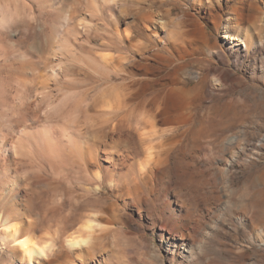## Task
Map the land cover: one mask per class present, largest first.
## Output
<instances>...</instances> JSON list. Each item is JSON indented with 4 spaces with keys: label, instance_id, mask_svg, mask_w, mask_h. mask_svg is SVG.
I'll return each mask as SVG.
<instances>
[{
    "label": "rangeland",
    "instance_id": "rangeland-1",
    "mask_svg": "<svg viewBox=\"0 0 264 264\" xmlns=\"http://www.w3.org/2000/svg\"><path fill=\"white\" fill-rule=\"evenodd\" d=\"M49 2L56 5V0H0V130L8 133L9 139L15 140L18 130L15 134L9 132L10 119H19L25 110L11 107V87L21 74L19 66L35 59L37 47L46 42L52 44L42 71L49 73L50 67L63 64L67 73L52 86L53 97L75 91L83 82L97 84L94 78L76 72L93 73L89 58L119 52L118 55L129 57L125 81L132 84V94L125 100L128 107L121 114L131 110L128 119L136 124L139 113L158 104L159 108L177 112V120L156 123L159 130L172 129L175 136L167 148L173 156L159 166L158 179L154 180L156 189L153 187L151 192L154 193L148 202L128 203L123 209H119L122 198L106 179L104 170L109 162L104 155H99L91 171L94 174L97 170L100 176L86 182L64 176L69 171L65 167L71 165L70 158H57L50 165L41 155H24L23 159L0 150V188L11 174H6L8 167L17 169L19 178L26 176L19 179L20 186L14 187V201L24 203L36 238L51 244V248L69 250L68 240L80 234L78 230L84 228L88 219L86 214L96 213L88 201L97 198L104 201V206L113 203L114 209L108 208L107 213L113 211L118 216L105 223L92 215V224H108L112 231L101 241L103 250L92 258L81 256V260H86L83 264H103L102 259L106 264H264V236L258 238V231L250 225L253 211L254 218L262 217L264 224V0H119L110 6L104 0H82L78 12L60 14L46 12L44 7ZM95 4L101 7L93 10ZM29 5L32 8L28 9ZM145 12L149 15L147 20L141 19ZM159 18L163 24L156 21ZM224 31L243 39L240 51L235 50L236 46L230 47ZM112 41L124 47L121 45L119 50L107 45ZM130 41H142L147 45L146 51H130ZM59 44L66 46L62 48L65 51L69 47L74 50L69 48L62 53ZM121 81V74L113 71L109 82ZM155 93L159 102L152 104ZM36 96L30 92L32 108L34 97L35 102L38 100ZM45 104L40 103L41 113ZM53 105V110L51 107L46 111L60 110L61 105ZM89 139L95 140L91 136ZM160 139L157 140L163 145L167 136ZM182 162L188 165L181 168ZM149 183L147 189L153 184ZM94 184L101 185L99 192L92 189ZM9 194H5L2 203H8ZM164 201L178 214L188 208L194 223L200 225L194 246L174 245L168 238L161 227L170 214V209L162 212ZM46 206L54 207L45 210ZM53 208L59 211L55 217L51 216ZM0 211L5 215V211ZM18 214L20 222L27 217L23 211ZM17 219L14 223L19 222ZM0 222L3 228V221ZM4 246L0 239V264H10L3 257ZM73 256V263L81 264Z\"/></svg>",
    "mask_w": 264,
    "mask_h": 264
},
{
    "label": "bare ground",
    "instance_id": "bare-ground-1",
    "mask_svg": "<svg viewBox=\"0 0 264 264\" xmlns=\"http://www.w3.org/2000/svg\"><path fill=\"white\" fill-rule=\"evenodd\" d=\"M81 2L82 0H56V5L50 4L49 2V4L47 3L46 7L44 8L46 9V12L54 11V13L58 12V14L65 12L75 13L82 8ZM118 2L119 0H104V4H107V6H110L113 3L117 4ZM99 6L95 4L92 8L93 10H96L99 9ZM7 7L8 6H6V8ZM23 7L25 8L26 6L23 5ZM30 8L32 7L29 5L28 9ZM41 9L38 10L41 12ZM45 9H43L42 11H44ZM148 18L149 15L146 12L141 17V19L143 20H147ZM156 21L160 24H163L162 22H164L161 18L157 19ZM152 34L155 35L153 31ZM125 36H128V32ZM223 37L229 40V45L231 48L234 46L237 47V49L235 48L236 51L240 49V43L244 42L240 36L227 31H224ZM130 42L131 43H129L128 45V49L130 51L138 53L146 51L145 49L147 48V45L142 41ZM49 45L47 44V42L46 44L39 45L36 49L37 53H34L36 55L35 59L29 61L26 60V62L24 61V63L21 62V66L18 65L21 69V74L18 77L16 76L17 79L15 81V85L11 87L13 92L11 99L14 102L11 107L15 109L23 107L25 108V110L20 113L21 115L19 114V119H10V124L8 125L9 132H13L11 134H15L14 131H16V128H18L17 138L15 140L13 138L9 139L7 137L8 133L5 134L2 130H0V150H4L6 155L13 156L20 155L23 157L24 155H41L45 159V162L47 161L48 164L50 163V165H52V162L57 158H70L71 165L69 167H65L68 168L69 171H67L64 176H70V178L71 176H74L73 178H77V180L81 178L82 181L86 182H91L96 177L100 176V173L97 170L94 174L91 171L94 169V163L98 159L99 155H102V157L104 155L106 156L105 161L109 162L108 166H105L104 170L107 174L106 179L110 183L112 190H115L116 195L122 198V205H120L119 209H123L128 203L140 205L148 202L151 194L154 193L151 192L156 189L154 187V180L156 178L158 179L159 166L163 165L173 156L170 155V153H168L167 151L168 146H171L173 144L172 141L173 137L175 136L174 134H172L173 130L170 129L168 131H161L157 128L156 123H164L167 120L176 121L177 112L162 107L159 108L160 105L158 106V104L155 106V108L150 106L148 109H144L143 112L139 113V121L136 124H131L128 119L131 115V110L130 112L128 110L125 111V113L121 114L124 110V107H128L125 100L127 98H130L132 94V84L128 83V81H125L128 75L126 71V64L129 61V57L127 55L125 56L124 54L121 55V53L120 55H118L119 52L117 54H115V52H112L111 54H103L99 57L94 56L89 58L91 67L93 66V73H88L85 70H78L76 72H79V74L83 75V77H90V79L94 78L93 81L97 84L94 85L88 82H83L82 85L76 87L77 89L75 91L70 90V93L68 92V94H64L65 92L63 94L57 93L58 95L56 97H53L54 95L52 96V92L55 89L52 88V86L55 85V81H59L60 83L61 77H65L67 73L63 64L56 66V68H54L55 66L53 68L50 67V70H48L49 73L46 72V69L45 72L42 71V69L45 67L46 58L50 57L48 52L50 50ZM59 45L61 48H57H60V50L66 47L61 46V44ZM107 45L113 46L114 48L118 47V49L121 50L120 48L122 44L120 45L117 41H112ZM56 46H58V44ZM52 48L53 45L51 46V49ZM69 48L71 49L72 47ZM58 49H56L55 51H57ZM68 49L66 51H68ZM108 49H111V47ZM26 50L28 51V49ZM82 50L87 51L86 49ZM34 51L35 50L33 49V52ZM61 51L62 53L66 52L65 49H62ZM72 51L69 52V54H71V57L73 54ZM58 52L59 51H57L56 54ZM88 52H91V50L89 49ZM52 54L56 57L55 53ZM60 54L61 52L59 53V55ZM61 55L59 57H61ZM29 57L31 58V55H29ZM153 58L155 59V57ZM134 60L136 59L134 58ZM113 71H118L121 74V78L123 81L116 84L110 83L109 81L112 79ZM68 82L70 83V81ZM67 91L69 90H66V92ZM30 92H34L38 96V98H36L38 99L37 102H35L34 97L35 107L33 108L31 107L33 106L31 104V100H29ZM157 97L158 96L156 93L152 96V104H156L159 102ZM42 102H46V104L44 105V108L46 109H43V112L41 113L40 111L43 108V106H41ZM53 103L57 104V106L61 105L60 110L56 113H51L49 111V113L46 110H50L51 107V110H53ZM103 106L105 107L103 108ZM18 112L19 111L15 113H17L18 115ZM63 124H65V126H63ZM11 134L10 136H12ZM165 135L167 136L168 141L164 140L165 143L163 145L166 146H163L160 144V137H163ZM89 136H91L92 138L94 137L95 140L89 141ZM158 138L160 139V143L157 140ZM158 147L160 148L158 149ZM108 148L112 149L110 150ZM23 161L18 162L20 164L24 163ZM187 165L188 162H182L180 167L184 168ZM97 166L99 167V164ZM6 169V174H11L8 176L3 189L2 187L0 188L2 189L0 190V209L5 211V215L3 212L0 213V221H3L1 224L3 225V228L0 227V239L3 240L4 244H6V247L4 246L5 252L3 256L6 258V261H9L10 264H75L73 263L72 259L73 255V257L81 260V256L84 254L87 255V258H92V256L96 254L95 252H100L101 250H103V243H101V241L110 233V231H112V226L111 224H109V226L111 227H108L106 226L108 224H106L104 225L105 227H96L94 224H92L93 221L91 220V218L93 215V217L102 219L105 223L110 222L112 219L118 216V213L115 214L113 213V211L112 213H107L108 208L114 209L113 203L104 206V201L100 202L97 198L88 201L89 205H91L90 203H92V206L94 208L92 206L91 207L94 209V211H96V213H91L92 215L86 214L87 217L85 218L88 219L86 224H84V228L83 226L79 228L80 230L83 228L81 231L78 230L80 234L73 235L68 240L70 249H59L58 247L51 248V244L47 242H41L39 239H37L38 237L36 238L37 235H34L35 229H32V221L29 220V212L25 209V206L23 205L24 203L20 204L14 201V187L19 185V179L23 178L24 176H20L21 178H19L18 176L20 174L17 172V169L9 167ZM59 172H61V169L59 170ZM17 173L19 175H17ZM6 174H4V176H6ZM75 181L73 180V182ZM86 182H84V184ZM149 182H153V184H151L152 187L150 186V189H147V184ZM81 183L79 182V184ZM197 184L200 185V183ZM153 187L155 188L154 190ZM84 189L89 190V188ZM92 189H94L95 192H99L101 190V185L96 184L92 187ZM9 192L10 199L6 201L8 203H2L1 201L3 197ZM75 193L73 192V194ZM57 205L59 206V204ZM49 206L44 207V209L49 208ZM51 208H49V210ZM169 209L170 203L168 201H164L162 212L164 213ZM90 210H88V212ZM20 211H23V214L27 216L25 219H23L22 217L23 221L21 222V219H17L19 215L18 213H20ZM45 212L42 215H45ZM58 212V209L53 208L51 216L55 217V214ZM250 217L251 227L258 231L257 237L262 238L264 236V224L262 222V217H260L258 220L254 218V211L251 212ZM16 219L17 221L19 220V222L14 223V220ZM55 222L58 223L57 220ZM161 227L162 229L167 231L168 238H170L171 242L174 245L189 244L190 247L195 245V234L196 232H198V228H201L200 225H196L194 223L193 216L190 215V211L188 208H186L184 213L182 214H178L176 209H170V214L166 219V222L163 223ZM71 260L72 263H69ZM83 262H86V260H81V264H83ZM102 262L103 264H106V261L104 259H102Z\"/></svg>",
    "mask_w": 264,
    "mask_h": 264
}]
</instances>
